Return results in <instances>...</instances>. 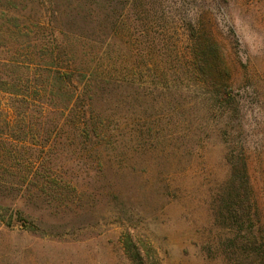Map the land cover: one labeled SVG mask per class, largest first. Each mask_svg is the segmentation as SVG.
Segmentation results:
<instances>
[{"label": "rangeland", "instance_id": "obj_1", "mask_svg": "<svg viewBox=\"0 0 264 264\" xmlns=\"http://www.w3.org/2000/svg\"><path fill=\"white\" fill-rule=\"evenodd\" d=\"M32 38L88 54L102 122H9L0 92V264H251L219 196L244 154L264 217V0H0V45Z\"/></svg>", "mask_w": 264, "mask_h": 264}, {"label": "trees", "instance_id": "obj_2", "mask_svg": "<svg viewBox=\"0 0 264 264\" xmlns=\"http://www.w3.org/2000/svg\"><path fill=\"white\" fill-rule=\"evenodd\" d=\"M6 16L8 33L16 31L23 37H30L28 28H24L22 21H19V14L13 12ZM32 41V45L28 42L11 45V48L0 45V92L11 98L7 121L24 125L64 122L65 117L77 113V122H83L85 130L89 126L87 122H102L101 116L93 110L94 89L102 82L95 80L93 61L86 59L88 54L79 58L68 47L48 46L34 38ZM203 50V45L193 46L196 71L207 80L203 75L207 73L204 69H211L204 65L202 55L207 53H203ZM12 51L22 61L14 62L13 56L1 58L3 53ZM18 68L22 70L21 74L13 72L16 75L12 76V70ZM2 70L10 72L4 74ZM211 85L221 93L220 90H233L235 80L228 71H224ZM219 201L222 204L220 217L234 233H229L226 247L240 251L251 264H264V217L251 181L246 155L242 154L232 166L230 180ZM124 248L131 254L128 239L124 242ZM139 256L135 253L132 257L138 259Z\"/></svg>", "mask_w": 264, "mask_h": 264}]
</instances>
